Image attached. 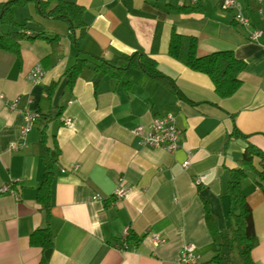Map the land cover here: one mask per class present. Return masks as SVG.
<instances>
[{
	"label": "crops",
	"instance_id": "crops-1",
	"mask_svg": "<svg viewBox=\"0 0 264 264\" xmlns=\"http://www.w3.org/2000/svg\"><path fill=\"white\" fill-rule=\"evenodd\" d=\"M68 1L85 9L82 39L70 40V23L43 16L32 1L12 8L16 22L25 33L58 36L60 45L53 48L41 39H24L21 58L0 51V190L13 184L17 192L16 196L0 192V264H39L46 259L43 250L29 242L35 230L46 226L37 202L46 176L42 161L46 150L35 127L26 145L17 149L12 145L20 142L25 113L39 112L44 88L54 82L59 86L53 104L63 109L62 118L71 119L74 128L59 121L48 130L47 148L57 160L48 264H176L186 244L195 245L206 264L216 247L205 221L204 202L218 229L224 230L232 206L227 194L230 170L237 167L248 145L264 151V35L250 39L251 32L264 26V0L261 4L238 0L251 20L249 28L234 25L233 13L222 10L220 0ZM7 2L0 0V10ZM181 7L197 10L179 13L176 9ZM173 30L197 38L200 57L233 51L246 63L240 74L242 86L231 98H220L207 75L169 56ZM10 31L14 29L4 30ZM156 33L159 41L153 50ZM79 34L77 29V38ZM135 52L154 59L178 92L136 69H127L122 81L105 79L95 89L94 58L110 61ZM78 57L90 63L70 89L64 75ZM38 63L45 74L34 85L28 74ZM166 114L176 118L179 149L168 153L141 146L135 128ZM235 129L247 139L235 138L225 145L226 136ZM187 160L190 165L184 168ZM73 165L77 170L69 169ZM250 175L243 192L258 237L253 260L264 264V193ZM120 185L130 193L115 201L112 195ZM95 195L105 201H94ZM126 230L140 243L120 251L117 246ZM153 234L165 242L156 245Z\"/></svg>",
	"mask_w": 264,
	"mask_h": 264
},
{
	"label": "trees",
	"instance_id": "trees-1",
	"mask_svg": "<svg viewBox=\"0 0 264 264\" xmlns=\"http://www.w3.org/2000/svg\"><path fill=\"white\" fill-rule=\"evenodd\" d=\"M36 2L40 13L51 19H62L70 23L69 39L74 43L82 39L86 34V26L82 20L85 9L68 0H9L1 5L0 25H5L14 31L0 34V51L11 53L21 58V42L28 40H44L53 48L60 44L58 36L49 37L44 33L32 34L24 32L25 27L16 22L12 8L23 6L29 2ZM179 13L196 11L190 8H177ZM234 25H237L235 20ZM161 25H158V30ZM80 30L76 37V30ZM159 37L156 33L153 50L156 49ZM198 40L193 36H185L172 31L168 54L176 61L182 63L194 72L207 75L213 82L216 94L222 99L231 98L242 86L240 74L246 69V63L239 60L233 51H221L200 57L197 54ZM81 53V52H80ZM94 58V57H93ZM97 61L93 83L97 90L105 79L122 81L127 69H136L148 77L160 83L168 90L177 93L175 82L169 76L158 69L157 62L142 52L121 54L110 61L94 58ZM90 63L88 58H79L76 63L65 73L67 86L72 89L84 69ZM59 83L54 82L44 88V96L39 101V117L34 127L37 129L41 141L40 146L46 150L42 157L45 168V179L38 188L37 202L46 217V226L35 230L29 239L32 247L41 248L45 253L53 248V234L50 228L52 219V184L54 169L57 160L50 156L48 142V130L50 125L59 122L63 116V109L54 106L53 99ZM127 90L129 84H125ZM235 138L247 139V136L235 129L226 136L225 145ZM253 174L256 184L264 193V151L253 145H248L242 158L237 162V167L230 170V179L227 194L232 200V206L228 213V226L220 231L217 220L212 215L209 205H205V221L210 230L216 250L215 255L206 264H254L253 251L258 246V237L254 228L253 211L243 192V182ZM140 239L130 232L127 238L122 239L119 245L136 247ZM39 264H48V260L42 258Z\"/></svg>",
	"mask_w": 264,
	"mask_h": 264
},
{
	"label": "built area",
	"instance_id": "built-area-1",
	"mask_svg": "<svg viewBox=\"0 0 264 264\" xmlns=\"http://www.w3.org/2000/svg\"><path fill=\"white\" fill-rule=\"evenodd\" d=\"M194 3L198 0H193ZM259 4L262 3V0H257ZM220 7L222 10L227 12H232L233 17L237 25L244 28H249L251 26V20L245 16L243 6L238 0H220ZM262 13V11H259ZM264 35V26L261 29H256L250 33L251 40H258ZM44 69L40 63L36 64L28 74L29 82L34 85H38L42 82L44 77ZM16 102H11L9 104L10 109L15 107ZM39 117L37 112L27 111L24 115V126L21 131L20 142L13 144L12 149H17L21 145H26V138L28 134L34 127V124ZM60 121L64 124L65 127L69 129L74 128V123L69 118H62ZM1 129V125H0ZM134 135L138 137L139 143L143 147H149L154 149H163L168 153L176 152L180 147V135L181 132L177 126L176 118L172 114H166L165 116L157 117L149 124H141L133 131ZM190 161L187 160L183 163L184 168H188ZM77 166L73 165L69 169L77 170ZM197 184H200V180H197ZM1 193H10L13 196H16L17 192L12 185L4 186L1 190ZM130 191L123 187L118 186L112 197L115 201H120L125 199L129 195ZM94 201L104 202L99 195L93 197ZM129 235L128 230H126L122 236V239L127 238ZM152 240L156 245L163 244L165 242L159 235L153 234ZM117 248L120 251L129 250L130 247L127 245H118ZM176 264H203L201 261V256L197 253V248L193 244H186L183 246L181 255Z\"/></svg>",
	"mask_w": 264,
	"mask_h": 264
},
{
	"label": "water",
	"instance_id": "water-1",
	"mask_svg": "<svg viewBox=\"0 0 264 264\" xmlns=\"http://www.w3.org/2000/svg\"><path fill=\"white\" fill-rule=\"evenodd\" d=\"M51 254H52V250H48V251L45 252V257H46L47 260L50 259Z\"/></svg>",
	"mask_w": 264,
	"mask_h": 264
},
{
	"label": "rangeland",
	"instance_id": "rangeland-1",
	"mask_svg": "<svg viewBox=\"0 0 264 264\" xmlns=\"http://www.w3.org/2000/svg\"><path fill=\"white\" fill-rule=\"evenodd\" d=\"M2 26V27H1ZM2 28V29H1ZM8 27H4L3 25H0V34L5 33L4 30H6ZM3 30V31H2ZM251 177H253V175H250Z\"/></svg>",
	"mask_w": 264,
	"mask_h": 264
}]
</instances>
